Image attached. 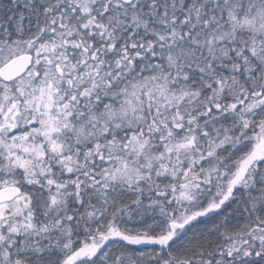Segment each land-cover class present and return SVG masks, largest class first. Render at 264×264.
Returning a JSON list of instances; mask_svg holds the SVG:
<instances>
[{
    "label": "snow or ice",
    "instance_id": "snow-or-ice-1",
    "mask_svg": "<svg viewBox=\"0 0 264 264\" xmlns=\"http://www.w3.org/2000/svg\"><path fill=\"white\" fill-rule=\"evenodd\" d=\"M0 264H264V0H0Z\"/></svg>",
    "mask_w": 264,
    "mask_h": 264
}]
</instances>
